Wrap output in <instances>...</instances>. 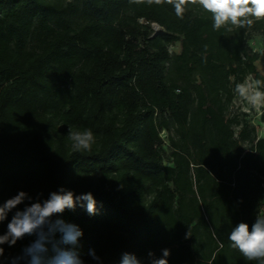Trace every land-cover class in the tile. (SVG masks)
Instances as JSON below:
<instances>
[{
	"label": "trees",
	"instance_id": "trees-1",
	"mask_svg": "<svg viewBox=\"0 0 264 264\" xmlns=\"http://www.w3.org/2000/svg\"><path fill=\"white\" fill-rule=\"evenodd\" d=\"M212 23L190 2L178 19L167 0H0V203L91 192L96 215L60 217L82 229L85 264L89 249L102 264L162 249L168 264H258L228 235L264 215V138L231 110L249 76L264 91L250 45L264 20ZM84 129L94 141L78 152L67 134ZM30 240L0 246V260Z\"/></svg>",
	"mask_w": 264,
	"mask_h": 264
},
{
	"label": "clouds",
	"instance_id": "clouds-1",
	"mask_svg": "<svg viewBox=\"0 0 264 264\" xmlns=\"http://www.w3.org/2000/svg\"><path fill=\"white\" fill-rule=\"evenodd\" d=\"M151 2V0H149ZM173 5L175 15L183 19L189 2L198 5L212 20L215 31L234 28L249 29L256 21L264 20V0H167ZM160 3V0H156ZM262 82H245L237 84L235 92L253 107L264 103V91L260 90ZM67 138L75 151H88L94 141L90 129L82 131L69 130ZM42 193L35 198L24 191L0 203V223L7 222L6 231L0 234V246L13 247L18 241L30 237V243L21 249L20 254L10 257L0 264H85L80 254L82 229L60 218L66 210L75 211L77 207L89 216L97 214V202L91 192L76 195L72 190L60 187L41 199ZM27 201V203H25ZM24 205L21 209L18 206ZM11 213L10 220L8 219ZM191 238V232L185 233V239ZM229 246L247 261L264 264V215H256L251 226L241 222L232 228L228 235ZM4 248L0 247V257ZM88 255L96 264H102L95 250L89 249ZM169 249H162L161 256L148 253L149 264H168ZM120 264H141L134 254L122 253Z\"/></svg>",
	"mask_w": 264,
	"mask_h": 264
},
{
	"label": "rangeland",
	"instance_id": "rangeland-1",
	"mask_svg": "<svg viewBox=\"0 0 264 264\" xmlns=\"http://www.w3.org/2000/svg\"><path fill=\"white\" fill-rule=\"evenodd\" d=\"M152 28L155 32L161 30L158 26L152 25ZM250 45L259 54L260 60L256 64L258 71L264 77V37L262 36H253L251 38ZM171 52L179 53L180 46L177 45L171 48ZM245 82L254 83L255 80L251 76H249ZM244 82V83H245ZM243 83V84H244ZM238 115L241 119L248 123L252 128L255 129L256 135L258 138H264V103L259 106L253 107L247 100L240 97L236 94L234 104L231 110V116ZM238 129L236 128V132ZM172 135V134H171ZM165 136V135H164ZM166 137V136H165ZM164 163L166 166L171 165V150L167 146L164 150Z\"/></svg>",
	"mask_w": 264,
	"mask_h": 264
}]
</instances>
